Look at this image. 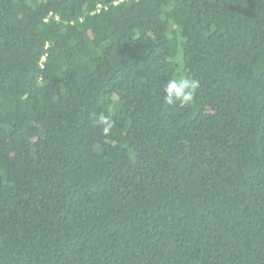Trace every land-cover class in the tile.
Segmentation results:
<instances>
[{
  "label": "trees",
  "instance_id": "trees-1",
  "mask_svg": "<svg viewBox=\"0 0 264 264\" xmlns=\"http://www.w3.org/2000/svg\"><path fill=\"white\" fill-rule=\"evenodd\" d=\"M0 264H264V0H0Z\"/></svg>",
  "mask_w": 264,
  "mask_h": 264
},
{
  "label": "clouds",
  "instance_id": "clouds-1",
  "mask_svg": "<svg viewBox=\"0 0 264 264\" xmlns=\"http://www.w3.org/2000/svg\"><path fill=\"white\" fill-rule=\"evenodd\" d=\"M199 87L197 80L188 75H178L174 78H169L164 85L163 101L171 107H180L191 105L195 99V91ZM95 123L101 127L102 133L108 135L111 133L115 121L110 115H105L101 112Z\"/></svg>",
  "mask_w": 264,
  "mask_h": 264
}]
</instances>
